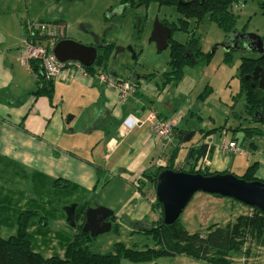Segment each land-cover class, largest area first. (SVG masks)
<instances>
[{"label": "crops", "instance_id": "crops-1", "mask_svg": "<svg viewBox=\"0 0 264 264\" xmlns=\"http://www.w3.org/2000/svg\"><path fill=\"white\" fill-rule=\"evenodd\" d=\"M20 32L21 35L18 32L15 36L0 38V162L7 165L11 162L27 175L36 172L51 180L75 185L77 196L88 201V207L94 206L91 199L96 196L100 205L113 212L115 220H109L113 226H118V219L127 226L148 220L154 222L159 210L153 207L152 177L158 168L169 164L180 171L189 170L190 166L185 163L187 153L200 145H205L207 150L204 158L195 164L196 169L241 177L254 165V178L264 182V142L256 145L254 137L240 143L244 135L241 130L246 127L228 124L230 112L219 101L210 99L218 112L225 115L224 122L219 125L209 113L206 124L198 126V121L203 120L202 113L193 110V103L202 85L187 76L191 71L188 67L197 64L186 66L177 83H165L163 78L164 81L152 84L155 74H131L127 79L136 83L137 88L123 105L115 90L80 77L52 81V94L48 98L34 93L37 84L31 66L35 64L19 63L21 25ZM113 73L116 76L112 77L121 78L115 72L107 74ZM149 111L173 122L171 146L164 147L154 141L150 125L145 121ZM128 116L136 118L140 124L124 129L121 124ZM233 119L238 121L240 116L234 114ZM231 141L240 148L241 155L218 149L220 144ZM192 162L190 159V165ZM193 197L214 205L229 200L200 192ZM67 201L71 204L61 208L65 217L64 209L74 205L75 196ZM58 222H64L63 229L50 227ZM66 225L65 218V221L50 222L49 228L66 231ZM3 231L7 232L6 237L11 234Z\"/></svg>", "mask_w": 264, "mask_h": 264}, {"label": "trees", "instance_id": "trees-1", "mask_svg": "<svg viewBox=\"0 0 264 264\" xmlns=\"http://www.w3.org/2000/svg\"><path fill=\"white\" fill-rule=\"evenodd\" d=\"M133 2L134 0H122L123 5L132 6ZM136 2L137 7H147L150 4H156L158 7H174L180 15L178 24L161 22L171 32L174 30L187 32L188 22L191 20L196 25L205 19L214 22L225 34L223 45L230 48L229 51H225L226 61L229 60L234 45L237 49L233 50L241 49L243 46L244 34L236 33V17L232 11V7L240 4L241 0H136ZM258 8L264 15V0L258 4ZM260 38L263 42V52L258 53L257 58L240 60L237 73L239 91L232 97L236 100L237 96L238 98L243 96L244 113L250 118L249 123L252 125H264V92L257 87V81L246 78L251 75L255 67L264 70V34ZM232 39L234 44L230 45ZM168 45L170 49L168 71L163 73L165 83H177L186 66L208 60L209 55L203 57L193 38L186 44H179L170 37ZM110 55V45L103 46L102 54L87 70H93L94 66L103 67ZM31 69L36 75L35 95L43 94L50 98L52 81H46L36 65H32ZM241 131L244 139L254 136L264 137V133L257 127L245 128ZM206 150L205 145H200L195 150L188 151L185 163L190 168L187 171L177 170L172 164L158 168L152 177L154 188L157 175L164 169L203 176L215 174L195 168V164L204 158ZM175 158L176 155L171 162ZM190 159L193 160L191 165ZM0 166H3L0 168V264H122V260L133 264H156V260L160 258L175 256H186L207 264H233L229 260V254L240 251L247 240L258 245L264 244V215L256 208L248 207L251 213L238 216L233 223L224 227L213 225L203 235L189 234L178 223V219L171 225L163 224L161 206L155 199L153 207L160 211L158 221L150 224L132 223L130 226L133 227L131 235L141 234L150 238L152 247L136 250L116 243L112 251L107 254L94 253L90 246L93 238L82 231L84 211L89 202L77 196L78 188L75 185L61 180H51L36 172L27 175L24 171L15 168L11 162L10 165L0 162ZM240 178L246 182L256 181L254 165L247 168ZM16 180L30 184L31 197H26L23 191L12 186ZM71 196H75V203H72L75 205L73 225H66V231H52L49 228L50 222L65 221L66 217L61 208L70 203L67 200ZM211 196L223 198L218 195ZM110 220L114 222L115 218L112 217ZM2 229L11 234L3 238ZM111 229L116 231L117 227L112 225ZM43 251H50V255L45 256Z\"/></svg>", "mask_w": 264, "mask_h": 264}, {"label": "rangeland", "instance_id": "rangeland-1", "mask_svg": "<svg viewBox=\"0 0 264 264\" xmlns=\"http://www.w3.org/2000/svg\"><path fill=\"white\" fill-rule=\"evenodd\" d=\"M261 1L241 0L240 4L232 7L236 17V33L262 37L264 15L258 8ZM136 3L134 0L133 5L130 6V4L123 5L122 0H0V38L6 39L9 35L15 36V33L18 34V32L21 35L20 25L23 28L28 23L39 21L59 22L63 25V38L73 39L83 46L110 45L111 55L103 67H100L106 73L115 72L123 80H128L127 78L131 74H155V78H151L152 84L157 81L162 82V73L168 71L169 45L165 50L157 52L155 44L148 43V40L155 20L176 25L180 15L174 7H158L156 4L137 7ZM188 23L187 32L174 30L171 32V40L179 44H186L193 38L203 57L209 55L208 60H203L194 67H188L191 69L187 74L188 78L200 81V85H202L195 96L196 99L194 97V100L197 101L193 103V110L202 113L203 120L198 121V126L199 124L203 125L204 122L206 124L210 118L207 115L209 113L212 118H216L215 121L219 125L220 122H224L223 116L225 115L218 112L219 109L210 103V99H214L230 112L228 124L231 126L241 124L248 128L251 126L250 118L244 113L243 96L241 95L240 98L237 96L236 100L230 96L238 94L239 91L237 73L240 60L257 58L258 53L252 50L238 49L230 51L229 60L226 61L224 60L225 50L221 47L225 41V34L215 23L207 19L198 25L192 20ZM115 48L124 50L114 56ZM94 68L98 69L96 66ZM223 77L225 78L223 79ZM189 84L190 80H188L187 86ZM234 114L240 116L238 121L233 119ZM258 125L257 128L264 133V125ZM254 137L256 145L264 142L262 136ZM243 139L244 136L239 140L240 143L243 142ZM246 143L248 144V140ZM12 186L24 191L27 196H31V188L24 182L16 180ZM91 201L92 205L104 207L100 205L96 196L92 197ZM224 202L226 203L219 202L214 205L196 201V198L192 197L179 216L178 223L189 234L200 233L203 235L210 226L224 227L233 223L238 216L251 213L250 208L234 203L230 199ZM159 217L160 211L154 222L158 221ZM117 221L116 231L111 229L108 233L92 239L90 246L94 253L107 254L112 251L113 245L116 243L136 250L152 247L153 243L150 238L141 234L131 235L133 227L127 226L122 219ZM143 223L153 222L148 220ZM64 226V222H58L51 224L50 227L63 229ZM1 235L6 238L7 232L3 231ZM42 253L45 256L50 255V251ZM229 260L233 264H264V244L258 245L247 240L240 251L229 254ZM121 263L133 264L127 260H122ZM155 263L207 264L186 256L160 258Z\"/></svg>", "mask_w": 264, "mask_h": 264}, {"label": "water", "instance_id": "water-1", "mask_svg": "<svg viewBox=\"0 0 264 264\" xmlns=\"http://www.w3.org/2000/svg\"><path fill=\"white\" fill-rule=\"evenodd\" d=\"M242 36L243 46L241 49H251L262 54L263 42L260 37ZM170 37L171 30L165 24L155 20L148 43H154L157 52H161L168 47ZM251 40L258 42V49L252 46ZM221 47L225 51L230 50L224 45ZM233 49H237V46L234 45ZM123 50L122 48H115L114 56ZM52 53L60 62L76 61L83 67L90 68L96 60L97 48L93 45L83 46L71 39H63L54 44ZM110 75L116 76L114 73ZM246 78L257 81V87L264 92V70L262 68L255 67L251 75ZM198 192L234 200L247 207L256 208L264 215V182L258 180L246 182L228 173L203 176L164 169L157 175L154 188L155 199L161 206L163 224H173L193 195ZM74 210L75 205L64 209L66 222L69 225H73ZM112 217L113 212L108 209L96 205L87 207L84 211L85 219L82 231L88 233L91 238L108 233L112 228L109 221Z\"/></svg>", "mask_w": 264, "mask_h": 264}, {"label": "built area", "instance_id": "built-area-1", "mask_svg": "<svg viewBox=\"0 0 264 264\" xmlns=\"http://www.w3.org/2000/svg\"><path fill=\"white\" fill-rule=\"evenodd\" d=\"M63 35V25L59 22L28 23L23 27V39L18 55L19 62L25 66L35 64L46 81H68L75 77L93 79L97 84L115 90L121 105L125 104L135 94L137 85L134 82L112 77L100 68L88 71L76 61H58L52 53L53 43L62 39ZM145 121L150 125L154 141L164 147L173 144L174 124L172 121L158 118L153 111L148 112ZM139 124L140 121L136 118L128 116L121 125L124 129L130 130ZM218 149L233 155H241L242 152L237 144L232 141L220 144Z\"/></svg>", "mask_w": 264, "mask_h": 264}, {"label": "flooded vegetation", "instance_id": "flooded-vegetation-1", "mask_svg": "<svg viewBox=\"0 0 264 264\" xmlns=\"http://www.w3.org/2000/svg\"><path fill=\"white\" fill-rule=\"evenodd\" d=\"M63 39H70V38H62V39H60V40H63ZM59 40V41H60ZM71 40H73V39H71ZM74 41V40H73ZM233 41V39L230 41V45H232V44H234V42H232ZM58 42V41H57ZM251 43H252V46L255 48V49H258V42H256V41H252L251 40ZM93 46H95L96 48H97V57H96V59L98 58V56L99 55H101L102 54V50H103V46L102 45H98V44H95V45H93ZM96 61V60H95ZM132 75H134V74H132Z\"/></svg>", "mask_w": 264, "mask_h": 264}]
</instances>
